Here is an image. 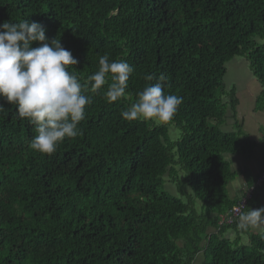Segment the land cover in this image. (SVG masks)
Instances as JSON below:
<instances>
[{
  "label": "trees",
  "instance_id": "16d2710c",
  "mask_svg": "<svg viewBox=\"0 0 264 264\" xmlns=\"http://www.w3.org/2000/svg\"><path fill=\"white\" fill-rule=\"evenodd\" d=\"M27 18L72 52L82 80L105 53L126 60L131 99L108 103L106 86L89 93L83 135L51 155L31 148L35 126L4 103L0 264H194L200 254L199 264H264V228L238 227L264 206V169L249 162L264 148L219 127L239 102L223 84L228 61L245 57L264 86V0H0V22ZM146 73L167 74L165 90L183 97L169 123L121 117ZM225 152L240 156L239 173ZM236 177L242 196L252 189L233 217ZM169 178L191 188L188 201L161 190Z\"/></svg>",
  "mask_w": 264,
  "mask_h": 264
},
{
  "label": "clouds",
  "instance_id": "9594fccd",
  "mask_svg": "<svg viewBox=\"0 0 264 264\" xmlns=\"http://www.w3.org/2000/svg\"><path fill=\"white\" fill-rule=\"evenodd\" d=\"M34 42L38 46L33 47ZM77 64L59 38L46 36V27L40 22L29 18L0 22V110L4 103L13 104L18 115L35 126L37 134L30 146L39 153L51 155L66 138L83 135L80 124L85 108L92 103L89 93L106 86L108 103L129 96L128 82L134 68L126 60H113L105 53L98 60V70L84 80L69 70ZM144 80L147 83L121 117L127 121L171 122L183 97L165 90L171 87L165 73H146ZM261 224L264 208L248 209L240 215L238 227L247 230ZM261 234L264 238V232Z\"/></svg>",
  "mask_w": 264,
  "mask_h": 264
},
{
  "label": "rangeland",
  "instance_id": "374dc122",
  "mask_svg": "<svg viewBox=\"0 0 264 264\" xmlns=\"http://www.w3.org/2000/svg\"><path fill=\"white\" fill-rule=\"evenodd\" d=\"M226 66L227 72L223 78V84L225 88H236L235 95L239 102L231 107L226 105L225 109L228 117H226L225 121L220 124L219 127L227 131H234L241 137L249 136L250 139L256 140L259 142L260 147L264 148V98L261 101L257 100L261 92L264 91V86H261L257 78L251 73L248 61L245 57L235 56L226 63ZM176 138L177 136H173V139ZM223 157L225 160L230 162V166H232L236 172L239 173L241 171L242 167L240 166V163L238 165V161L240 160L239 155H232L229 152H225L223 153ZM177 174L178 178L176 180L179 182L182 177L181 175L185 174V172L178 171ZM237 180L238 177H236L235 180H232V182L228 185V190L231 195H233L231 189L235 188ZM177 182L170 178L166 179V183L162 186L161 190H165L172 195H177L183 198V200L188 201L190 194L192 193L191 188L188 186L185 188L186 184L179 185ZM195 207L196 210L200 212L201 207L198 200L195 201ZM262 208H264V206ZM250 227L260 231L264 228V224H261L259 227ZM234 233H236V231H233L232 228L226 229V234H228L231 239H233V236L235 235ZM244 236L247 238L246 234H244ZM245 237H243L244 241H246ZM199 261V256H197L194 264H199Z\"/></svg>",
  "mask_w": 264,
  "mask_h": 264
},
{
  "label": "crops",
  "instance_id": "0c3cea01",
  "mask_svg": "<svg viewBox=\"0 0 264 264\" xmlns=\"http://www.w3.org/2000/svg\"><path fill=\"white\" fill-rule=\"evenodd\" d=\"M250 164L252 165V168L254 170H257L259 167L264 169L263 167V162H262V158L261 155L258 152V149H256V151H254V155L253 157L250 159ZM256 167V168H254ZM247 184H244L240 181H237V183H235V188L232 189V193L236 195V197H241L245 191L247 190ZM199 256V260L202 261L201 258V254L198 255Z\"/></svg>",
  "mask_w": 264,
  "mask_h": 264
},
{
  "label": "built area",
  "instance_id": "2783aa9c",
  "mask_svg": "<svg viewBox=\"0 0 264 264\" xmlns=\"http://www.w3.org/2000/svg\"><path fill=\"white\" fill-rule=\"evenodd\" d=\"M263 179H264V174H263L262 178L257 183L261 182ZM251 189L248 190L246 195L242 196L237 201V203L231 208L233 217H237L240 214V212L242 211V209L244 208V206H245V204L247 202V199L250 198V196H251V192H250Z\"/></svg>",
  "mask_w": 264,
  "mask_h": 264
}]
</instances>
